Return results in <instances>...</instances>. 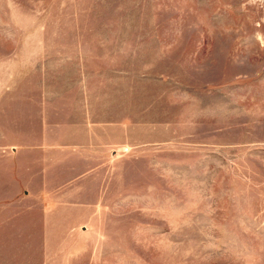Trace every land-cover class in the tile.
<instances>
[{
  "label": "rangeland",
  "instance_id": "1",
  "mask_svg": "<svg viewBox=\"0 0 264 264\" xmlns=\"http://www.w3.org/2000/svg\"><path fill=\"white\" fill-rule=\"evenodd\" d=\"M23 67L95 84L100 194L9 207L0 264H264V0H0Z\"/></svg>",
  "mask_w": 264,
  "mask_h": 264
},
{
  "label": "crops",
  "instance_id": "2",
  "mask_svg": "<svg viewBox=\"0 0 264 264\" xmlns=\"http://www.w3.org/2000/svg\"><path fill=\"white\" fill-rule=\"evenodd\" d=\"M84 56L78 50L63 55L73 62ZM18 73L12 89H0V225L9 207L40 208L45 217L48 206H85L100 194L94 162L100 161L101 99L95 84L74 81L52 89L45 67Z\"/></svg>",
  "mask_w": 264,
  "mask_h": 264
}]
</instances>
